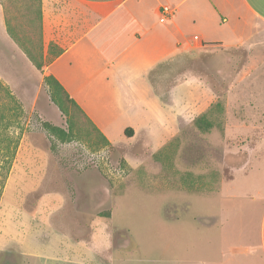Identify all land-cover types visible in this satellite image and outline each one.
<instances>
[{"label":"rangeland","instance_id":"rangeland-1","mask_svg":"<svg viewBox=\"0 0 264 264\" xmlns=\"http://www.w3.org/2000/svg\"><path fill=\"white\" fill-rule=\"evenodd\" d=\"M40 37L25 43L38 50ZM40 47L43 58L42 41ZM227 54L239 68L240 52ZM224 63L222 55L205 56L200 65L182 61L188 82L173 108L181 122L169 107L144 110L139 121L124 117L136 109L117 108L108 118L105 109H87L102 119L111 146L81 124L66 142L44 128L67 130V124L50 102L43 68L25 54L17 81L0 80L6 92L0 93V253L2 247L21 249L16 264H188L192 246L207 244L208 229L196 215L224 209L218 189L243 194L240 182L264 180V110L226 109L227 86L215 73ZM192 78L200 81L194 88ZM258 83L255 94L264 106L263 77ZM214 93L219 126L199 132L194 120L215 103L207 108ZM127 127L136 131L133 138ZM175 128L181 132L170 138ZM240 149L256 152L245 170L232 172L231 165L248 158L241 151L232 158ZM231 178L233 186H218Z\"/></svg>","mask_w":264,"mask_h":264},{"label":"crops","instance_id":"crops-1","mask_svg":"<svg viewBox=\"0 0 264 264\" xmlns=\"http://www.w3.org/2000/svg\"><path fill=\"white\" fill-rule=\"evenodd\" d=\"M40 5L44 77L61 85L109 145L102 119L87 109H105L107 118L117 108L136 109L124 117L139 121L144 110L169 107L174 121L181 122L173 108L178 89L188 82L179 68L186 58L200 65L205 56L222 55L224 67L215 73L227 86L226 109L264 110L255 94L260 77L264 79V0H40ZM162 6L174 10L163 23ZM37 11L34 0H0L1 81L9 76L17 81L25 59L18 44L40 37ZM236 51L239 68L227 54ZM198 82L192 78V87ZM216 100L214 93L207 108ZM127 129L133 138L136 131ZM180 132L175 128L169 136ZM240 151L248 158L231 165L232 172L245 170L256 152L240 149L231 152L232 158ZM262 160L257 159L259 167ZM240 183L243 194L218 189L224 194L223 210L196 215L208 229L207 244L192 246L188 264H264V180ZM228 184L236 183L231 178L218 186ZM214 189L216 185L208 193ZM0 254V264H16L23 251L2 247Z\"/></svg>","mask_w":264,"mask_h":264},{"label":"trees","instance_id":"trees-1","mask_svg":"<svg viewBox=\"0 0 264 264\" xmlns=\"http://www.w3.org/2000/svg\"><path fill=\"white\" fill-rule=\"evenodd\" d=\"M31 3V0H28ZM37 5V12H38V31L39 36H41V12H40V0H34ZM36 45V44H35ZM41 45V37L38 41L37 46L39 47L38 50H34V45H30V43L18 44L21 46L24 53L26 54L30 63L36 68L41 69L44 65V59L40 53ZM43 83L47 88L48 95L50 102L57 107L61 115L64 116L65 122L67 124V130H64L60 127L50 125L48 123H44V128L51 133L52 135L56 136L61 142L70 141V133L72 129L77 125L81 124L85 126V131L88 134H93L96 138L101 139L104 144L108 145L109 143L105 140V138L100 134V132L95 128V126L91 123L88 117L84 114V112L77 106V104L69 97L67 92L61 87V85L51 76H46L43 78ZM6 94L4 91V87L0 83V93ZM220 100V99H219ZM219 100L215 102L213 105L209 107L206 113L201 115L200 117L194 120L195 128L199 129V132H210L213 128L219 126L216 123L215 115L218 113L217 110L221 109V105L218 104ZM0 101H2V95L0 94ZM1 106V105H0ZM218 108V109H216ZM215 117V118H214ZM3 119V114L0 109V120ZM131 131L128 129L125 130L127 136H131Z\"/></svg>","mask_w":264,"mask_h":264},{"label":"built area","instance_id":"built-area-1","mask_svg":"<svg viewBox=\"0 0 264 264\" xmlns=\"http://www.w3.org/2000/svg\"><path fill=\"white\" fill-rule=\"evenodd\" d=\"M173 13L174 10L169 6H162L159 10V21L162 23L166 22L172 17Z\"/></svg>","mask_w":264,"mask_h":264}]
</instances>
